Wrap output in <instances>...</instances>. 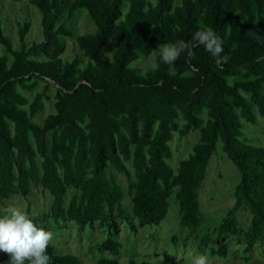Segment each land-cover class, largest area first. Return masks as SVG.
<instances>
[{
    "label": "trees",
    "instance_id": "trees-1",
    "mask_svg": "<svg viewBox=\"0 0 264 264\" xmlns=\"http://www.w3.org/2000/svg\"><path fill=\"white\" fill-rule=\"evenodd\" d=\"M29 1L41 13V40L28 42L31 23L25 21L19 26L20 45L14 46L0 12V199L15 192L27 196L31 181L40 182L54 196L53 217L69 216L81 224L103 220L108 234L90 248L117 253L123 246L116 237L117 213L137 232L139 225L167 217L173 194L180 227L201 226L199 188L221 141L240 180L211 252L227 256L231 235L244 236L247 249L264 244V145L244 139V121L258 120L255 108L264 116V0ZM82 8L95 30L77 36L86 58H66L63 36L72 35L67 22ZM202 27L222 39L220 63L193 40ZM179 40L192 47L191 55L181 53L175 62V76L162 62L155 72L135 64ZM39 79L46 84L29 100L19 88L34 90ZM50 84L57 90L55 111L39 123L35 118L50 98ZM181 113L187 119L183 128ZM191 127L200 128V136L175 169L168 161L173 132L185 135ZM109 167L129 177L131 209L123 204L122 186L108 176ZM69 187L80 195L66 207ZM243 205L252 213L246 229L237 217ZM210 237L205 234L202 243ZM48 254L50 264H122L105 255L84 263L51 245ZM8 256L3 252L0 260ZM127 264L154 263L132 257Z\"/></svg>",
    "mask_w": 264,
    "mask_h": 264
},
{
    "label": "rangeland",
    "instance_id": "rangeland-1",
    "mask_svg": "<svg viewBox=\"0 0 264 264\" xmlns=\"http://www.w3.org/2000/svg\"><path fill=\"white\" fill-rule=\"evenodd\" d=\"M129 0H126L128 4ZM1 21L5 33L10 37L14 46L20 45L19 26L25 21L31 23L27 40L32 43L43 38V28L41 24V13L39 8L29 0H0ZM68 28L72 35L63 36L64 50L66 58H86L79 45L77 36L95 30V24L90 18L87 9L82 8L68 20ZM2 48V44H0ZM113 42L107 45L108 51L113 50ZM156 53V52H154ZM153 54V53H152ZM152 54L141 56L135 64L144 70L150 67ZM46 81L38 80V86L34 90L19 88L20 91L29 99L35 95L37 90L44 88ZM56 87L49 85L48 94L50 98H45V108L40 111L35 118L42 123L45 117L55 111ZM255 111L258 116L256 123L245 122L244 139L247 142L264 145V116L257 108ZM207 119V111L202 113ZM187 119L181 113L178 122L181 128L185 126ZM51 133H48L50 139ZM200 136V128L191 127L189 132L182 135L179 130L173 132L170 140L173 151L172 157L168 159L170 164L176 169L180 161L186 158L192 151L193 146ZM42 158L38 156L39 164ZM129 168L133 171L130 163ZM108 176L115 179L123 188L125 194L123 204L132 208V193L130 192L129 177L114 167L108 168ZM240 180V171L227 153L222 149V142L219 141L217 150L213 154L208 172L199 188L201 210L203 212V223L200 227L193 230L188 227H180L179 203L175 194L170 201V209L167 217L159 224H144L138 226V231L134 232L126 221L118 213L116 216L117 224L120 226L116 237L123 244L117 253H112L107 249L91 250V246L104 239L108 234L107 224L103 220H95L93 224H81L73 218L66 216L55 218L50 214L51 204L54 196L43 187L40 182L31 181V192L25 196L21 192H15L11 196L0 199V208L7 207L9 204L15 205L25 212L38 227L44 228L53 233L54 239L50 245L55 251L60 253H74L78 255L84 263H94L101 256H111L117 258L122 264H127L129 259L147 258L154 264L166 260L171 263H184L183 255H206L210 264H264V244L257 242L253 248L247 249L244 236L231 235L227 238L229 252L227 256H219L211 252L215 246V236L217 226L222 217L232 206L235 200V189ZM80 191L74 187H69L65 195V205L68 207L71 198L79 196ZM239 225L246 229L252 220V213L247 205H243L237 212ZM136 220V217L134 216ZM211 237L206 244L202 243L205 234ZM3 254L0 251V256ZM10 256L1 259L0 264H8Z\"/></svg>",
    "mask_w": 264,
    "mask_h": 264
},
{
    "label": "clouds",
    "instance_id": "clouds-1",
    "mask_svg": "<svg viewBox=\"0 0 264 264\" xmlns=\"http://www.w3.org/2000/svg\"><path fill=\"white\" fill-rule=\"evenodd\" d=\"M193 40L203 45L205 50L221 62L223 42L212 28L202 27L196 31ZM191 47L184 40L165 44L152 54L150 68L158 71L160 63L169 65L168 74H177L174 67L181 53L191 55ZM187 75V73H185ZM54 236L50 231L38 227L25 212L15 205L9 204L0 208V251L10 256L8 264H50L48 249ZM184 264H210L206 255L186 254L182 256Z\"/></svg>",
    "mask_w": 264,
    "mask_h": 264
}]
</instances>
